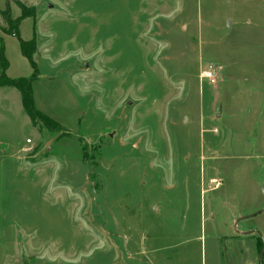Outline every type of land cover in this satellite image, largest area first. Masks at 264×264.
Listing matches in <instances>:
<instances>
[{"label": "rangeland", "instance_id": "rangeland-1", "mask_svg": "<svg viewBox=\"0 0 264 264\" xmlns=\"http://www.w3.org/2000/svg\"><path fill=\"white\" fill-rule=\"evenodd\" d=\"M0 45L57 124L0 89V264H264V0H0Z\"/></svg>", "mask_w": 264, "mask_h": 264}, {"label": "trees", "instance_id": "trees-1", "mask_svg": "<svg viewBox=\"0 0 264 264\" xmlns=\"http://www.w3.org/2000/svg\"><path fill=\"white\" fill-rule=\"evenodd\" d=\"M19 5L22 7L23 13H22V18L25 16V6L22 5L21 3H19ZM10 16V12L8 13ZM19 20H21L19 18ZM18 26V25H17ZM17 26L11 30V34H14L17 36V38L19 39L20 42V46H21V50L23 52V54L29 59L32 67L34 68V72H38L37 70V63L35 61V58L33 57V55L36 52V40H33L32 42V51L29 50L28 44L29 41L24 40L20 34H19V30L17 29ZM0 59H1V72H0V76H4V79L0 80V87L1 86H14L16 87L20 93H21V97H22V104H23V108L25 110V112L27 113V115L30 117V119L32 120V122L36 123V122H40L43 125H45L47 128H49L50 130L53 128H55L56 121L51 118L50 116H48L47 114H45L44 112L40 111L35 104L34 101V96H33V89H32V81L33 78H27V79H18V80H14L11 79L9 77H6V70L9 66V62L6 58L5 55V47L4 45H0ZM55 130V129H54ZM262 241V240H261ZM263 246V243H262Z\"/></svg>", "mask_w": 264, "mask_h": 264}, {"label": "water", "instance_id": "water-1", "mask_svg": "<svg viewBox=\"0 0 264 264\" xmlns=\"http://www.w3.org/2000/svg\"><path fill=\"white\" fill-rule=\"evenodd\" d=\"M51 6H52V5H50V7H51ZM186 120H187V118H185V121H186ZM262 189H263V192H264V183H263V185H262ZM258 212H259V211H256V212H254V213H252V214H249V215L242 216V217L238 218V219L235 221V225H237L241 220H244V219H246V218H249V217H251V216L257 214ZM250 233H256V234L261 235L260 232H259L258 230L247 231V232H245L244 234H250ZM262 241H263V244H264V239H262ZM263 254H264V248H263V250L261 251V259H262Z\"/></svg>", "mask_w": 264, "mask_h": 264}, {"label": "built area", "instance_id": "built-area-1", "mask_svg": "<svg viewBox=\"0 0 264 264\" xmlns=\"http://www.w3.org/2000/svg\"><path fill=\"white\" fill-rule=\"evenodd\" d=\"M203 76L212 81L215 82L216 81V77H215V68H213V66L208 67L207 69L204 70V74Z\"/></svg>", "mask_w": 264, "mask_h": 264}, {"label": "crops", "instance_id": "crops-1", "mask_svg": "<svg viewBox=\"0 0 264 264\" xmlns=\"http://www.w3.org/2000/svg\"><path fill=\"white\" fill-rule=\"evenodd\" d=\"M6 87H13V89H17V88H15L14 86H1L0 87V89H6ZM18 90V89H17ZM19 91V90H18ZM20 92V91H19ZM24 109V108H23ZM9 156V155H8ZM10 156H11V158H15L17 161L18 160H20L22 157L19 155V156H16L15 155V153H11L10 154ZM6 158H8L7 156L4 158V160L6 159ZM19 162V161H18ZM20 164H23V162H21V160H20V162H19ZM244 234V233H243Z\"/></svg>", "mask_w": 264, "mask_h": 264}]
</instances>
